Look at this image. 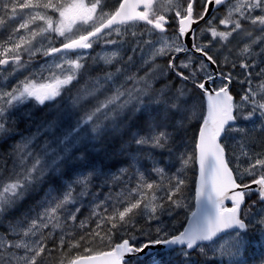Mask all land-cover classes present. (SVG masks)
Instances as JSON below:
<instances>
[{"label":"snow or ice","instance_id":"obj_1","mask_svg":"<svg viewBox=\"0 0 264 264\" xmlns=\"http://www.w3.org/2000/svg\"><path fill=\"white\" fill-rule=\"evenodd\" d=\"M0 31V138L13 117L34 129L0 162V264H139L150 245L170 264H248L249 233L264 240V0H0ZM83 77L92 87L65 106ZM193 120L194 152L170 173L156 157ZM108 134L129 135L116 172L81 151Z\"/></svg>","mask_w":264,"mask_h":264},{"label":"trees","instance_id":"obj_2","mask_svg":"<svg viewBox=\"0 0 264 264\" xmlns=\"http://www.w3.org/2000/svg\"><path fill=\"white\" fill-rule=\"evenodd\" d=\"M174 28H175V26H174ZM161 63H163V61H161ZM103 68H104L103 66H100V67L96 68V70H95L96 73L97 74L100 73ZM80 85H81V88H83V86H84L83 81L81 82ZM233 91L237 92L235 90V88H233ZM77 93L78 92L71 93L69 95V97H75L77 95ZM99 98L101 100L104 99V94L103 93L99 94ZM94 102L95 101H93V103ZM63 103H64L65 106H70L72 101L69 100V99L68 100H63ZM44 111L46 113L47 111H49V109H45ZM83 112H84L83 108L77 109L78 115L73 117V120H72L73 124L75 123V120L79 118L80 115H83ZM43 114L44 113H40V112L37 111V118H39V116H41ZM184 129H186V130H184ZM30 130H34L31 122H24L23 121V123H20V125L19 124L17 125L16 131H18V134L12 136L10 139H6V142H5V140H2V138H0V162L6 161L7 165H9V166L12 165L13 160H14L15 157L14 156H10L8 154L10 152H12L13 151V147L17 143H19L21 141L22 136L26 137V136H28L30 134ZM132 131H135V128H133ZM175 133L176 134H174L175 135L174 136V143L171 145L170 151L166 150L163 153H160L156 157L160 161L161 165L165 166L167 171L170 172V173L171 172H175V170L180 167V162H179L178 157L181 154H192L194 152L195 138L198 135V121L193 120L192 122L186 124L183 128H180L179 131H175ZM177 133H179V134H177ZM109 135L111 136L110 138L108 137ZM108 136L106 135V136H103V137H101V138H99V139H97L95 141H92L90 143L81 145V151L84 152V153L87 152L86 153V157H88L87 159L92 161L91 162V161L86 159V162L88 161L87 162L88 164L103 165L105 169L110 170L112 172H116L120 168L128 167V165H129V156L127 154H125V155L121 154V145L124 144L129 139V135L123 136L125 139L123 137H121L120 135H118V134H108ZM126 137H128V138H126ZM175 137L177 138V140H176ZM84 147H86L87 151H85L86 149ZM112 148H114V150ZM172 148H173V150H172ZM174 148H176V149L174 150ZM116 155H118L117 156L118 158L121 156L120 159H117ZM114 156H115V158H113ZM70 163H72V164L71 165L69 164V166H68L69 174H71L75 170L76 167L81 165V162H79V161L78 162L76 161V163L75 162L73 163V161H72ZM141 163L143 164L144 168L145 167L147 168L150 165L151 161L143 160V161H141ZM197 174L198 173H197V169H196L195 165H191L187 169L188 189H189L188 192H187V195L189 197V201L191 202V204L193 206H194V200H192V197H194L195 181H196V178H197ZM151 176L154 179L158 178V177H156L155 174H151ZM39 196H40V194L34 195L33 197L28 198L29 201L26 199L19 207L20 208H25L28 205L33 206L36 203V199ZM252 198L255 199L256 197L253 196ZM15 212L17 213V210H15ZM85 212H87V211H85ZM14 214L11 212L10 215H14ZM87 215H88V212L83 214V216H81L82 219L85 216H87ZM184 215H185V213L183 211H180L179 216H177L176 219L182 220ZM8 217H10V216H8ZM171 219L172 218L165 217L166 221L171 220ZM1 229H2V227H1ZM156 238L157 237H156V234H155L154 231H152L151 235H144V234H139L138 233L137 234V239L134 241V243L139 246L140 244L147 243L149 240L156 239ZM153 254H157L160 257L164 253L160 252V251H156ZM153 254L147 255V257L145 256L144 257L145 259L142 258L139 261V264H146V263L147 264H153ZM54 255H55V258L52 257V260H51L52 263L51 264H58L59 254H54ZM131 260H134V258H132ZM54 261H55V263H54ZM249 261H250V259H249ZM159 264H170V260L168 258L163 257L162 259H160Z\"/></svg>","mask_w":264,"mask_h":264},{"label":"rangeland","instance_id":"obj_3","mask_svg":"<svg viewBox=\"0 0 264 264\" xmlns=\"http://www.w3.org/2000/svg\"><path fill=\"white\" fill-rule=\"evenodd\" d=\"M106 2L109 4V6H113V5H115L116 3H117V0H106ZM15 25L14 24H9V25H7V30H10L12 27H14ZM6 33L4 32V31H0V37H2L3 35H5ZM101 51V49L100 48H96V50H95V52H93V56H95L96 55V53H99ZM89 63H91V61H89ZM100 66H103L104 67V65H103V63L101 62L100 64H98V65H96V66H94V70H93V72L91 73V75L93 76V77H95L96 75H97V73H96V68H98V67H100ZM111 70H113L114 71V69H111ZM26 74V73H25ZM11 79V82L12 83H15L16 82V77H12V78H10ZM19 79H23V76H19ZM83 81V83H84V86L85 85H87V87H89V88H91L92 87V85H91V82L88 80V78L87 77H83V78H81L80 79V82H79V84L75 87V88H73L72 89V91L70 92V93H66L65 95H64V100H71L72 101V99L71 98H73V97H69V95L71 94V93H74V92H78L79 91V89H81V82ZM3 82L2 81H0V84H2ZM83 86V87H84ZM236 87H238V88H236ZM234 88H235V90L238 92V90L240 91V86L239 85H234ZM238 89V90H237ZM39 106H32V107H30V108H28L27 110L28 111H36L37 110V108H38ZM37 112V111H36ZM13 121H14V123H13V129H14V135H16V134H18V131H16V129H17V125L18 124H20V123H23V121L19 118V117H13ZM240 126H242V127H248V128H252L253 127V125L251 124V123H249V122H241V124H240ZM13 135V136H14ZM6 138H2V140H5ZM257 150H259V149H257ZM150 161V160H149ZM8 167H11V166H9V165H7ZM146 168V167H145ZM42 194H40V196H41ZM40 196L36 199V201L40 198ZM34 206V205H33ZM33 206H30V205H28V206H26L25 208H20V207H18L16 210H17V213L15 214V215H10V213H9V215L8 216H11L12 217V219H14V218H17V217H19L22 213H24V212H26L29 208H31V207H33ZM13 214L15 213V211H13L12 212ZM85 213H87V212H85ZM84 213V214H85ZM17 214H20L19 216L17 215ZM11 217H7V219L8 220H11ZM81 219H82V217H81ZM4 223V224H3ZM0 226L2 227V229H1V227H0V232H4V231H6L7 229H6V221L5 222H0ZM4 229V230H3ZM249 239H250V243L247 245V247H246V250H245V252H244V256H245V258L247 259V261H248V264H261V261H264V240H261V238L259 237V234H257V233H252V232H250L249 233ZM160 252H163L164 254L162 255V256H158L157 254H153V264H154V261H160V259H162L163 257H165V258H168L169 260H170V257H171V253L169 252V251H160ZM196 259L198 260V261H200L202 258L201 257H199L198 255L196 256ZM249 259H250V261H249ZM209 260H211V253H209Z\"/></svg>","mask_w":264,"mask_h":264},{"label":"water","instance_id":"obj_4","mask_svg":"<svg viewBox=\"0 0 264 264\" xmlns=\"http://www.w3.org/2000/svg\"><path fill=\"white\" fill-rule=\"evenodd\" d=\"M193 27H196V25H194ZM253 187H255V186H253ZM226 204L228 206H231L229 201H226ZM158 250H160V251H168L166 246H163V245H150L149 248L145 249L144 252H141L138 255H139L140 258H144L147 253H153V252L158 251ZM132 258L133 257H126V259H128V260H131Z\"/></svg>","mask_w":264,"mask_h":264},{"label":"bare ground","instance_id":"obj_5","mask_svg":"<svg viewBox=\"0 0 264 264\" xmlns=\"http://www.w3.org/2000/svg\"><path fill=\"white\" fill-rule=\"evenodd\" d=\"M233 88H234V87H233ZM236 88H238V87H236ZM237 90H238V89H237ZM238 91H239V90H238ZM80 112H81V111H80ZM19 125H20V124H19ZM189 125H190V124H189ZM189 125H188V126H189ZM135 130H136V129H135ZM182 130H183V129H182ZM184 130H186V129H184ZM187 130H188V129H187ZM178 131H179V130H178ZM180 131H181V130H180ZM25 133H26V132H25ZM174 134H176V133L174 132ZM177 134H179V133H177ZM182 135H183V134H182ZM188 135H189V134H188ZM105 136H106V135H105ZM107 136H108V135H107ZM124 136H125V135H124ZM126 136H127V135H126ZM174 136H175V135H174ZM108 137L110 138L111 136L109 135ZM108 137H107V138H108ZM176 137H177V136H176ZM176 137H175V138H176ZM178 137H179V136H178ZM107 138H106V139H107ZM123 138H124V137H123ZM126 138H128V137H126ZM121 139H122V138H121ZM124 139H125V138H124ZM124 139H123V140H124ZM176 140H177V138H176ZM121 141H122V140H121ZM124 141H125V140H124ZM112 146H113V145H112ZM182 146H183V145H182ZM86 147H87V146H86ZM86 147H84V148L86 149ZM114 148H115V147H114ZM114 148H112V149L114 150ZM181 148H182V147H181ZM85 149H84V150H85ZM175 149H176V148H174V150H175ZM84 150H83V151H84ZM88 150H89V149H88ZM110 150H111V149H110ZM113 150H112V151H113ZM172 150H173V148H172ZM85 151H87V149H86ZM89 151H90V150H89ZM91 151H92V150H91ZM175 152H176V151H175ZM86 153H87V152H86ZM176 153H177V152H176ZM115 154H116V153H115ZM173 154H174V153H173ZM124 155H125V154H124ZM117 156H118V155H116V157H117ZM120 157H121V156H120ZM120 157H119V158L117 157V159H120ZM87 158H88V157H87ZM113 158H115V156H114ZM121 159H122V158H121ZM87 160H89V159H87ZM89 161H91V160H89ZM74 162L76 163V161H73V163H74ZM77 162H78V161H77ZM87 162H88V161H87ZM91 162H92V161H91ZM71 164H72V163H70V165H71ZM77 165H78V164H77ZM79 166H80V165H79ZM79 166H78V167H79ZM71 172H72V171H71ZM32 197H33V196H32ZM34 199H35V198H34ZM27 200H28V199H27ZM31 200H32V199H31ZM31 200H30V201H31ZM28 201H29V200H28ZM10 214H11V213H10ZM15 214H16V212H15ZM15 214H14V215H15ZM8 215H9V214H8ZM17 215L19 216L20 214H17ZM10 217H11V216H10ZM11 219H12V217H11ZM3 224H4V223H3ZM0 227H1V226H0ZM0 230H1V229H0ZM3 230H4V229H3ZM4 232H5V231H4ZM142 236H143V235H142ZM150 256H151V255H150ZM53 257L55 258V255H54ZM146 257H147V256H146ZM141 259H142V258H141ZM144 259H145V258H144ZM56 260H57V259H56ZM56 260H55V261H56ZM147 260H148V259H147ZM55 261H54V263H55ZM144 261H145V260H144ZM142 262H143V261H142ZM51 263H52V262H51ZM145 263H146V262H145ZM146 264H147V263H146Z\"/></svg>","mask_w":264,"mask_h":264},{"label":"flooded vegetation","instance_id":"obj_6","mask_svg":"<svg viewBox=\"0 0 264 264\" xmlns=\"http://www.w3.org/2000/svg\"><path fill=\"white\" fill-rule=\"evenodd\" d=\"M175 24H172L171 28L169 29V31H171L174 28Z\"/></svg>","mask_w":264,"mask_h":264}]
</instances>
